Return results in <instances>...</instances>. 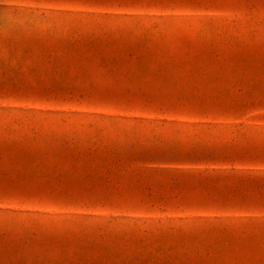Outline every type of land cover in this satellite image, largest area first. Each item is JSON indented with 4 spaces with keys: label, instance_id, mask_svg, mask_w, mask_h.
Returning a JSON list of instances; mask_svg holds the SVG:
<instances>
[{
    "label": "rangeland",
    "instance_id": "obj_1",
    "mask_svg": "<svg viewBox=\"0 0 264 264\" xmlns=\"http://www.w3.org/2000/svg\"><path fill=\"white\" fill-rule=\"evenodd\" d=\"M264 0H0V264H264Z\"/></svg>",
    "mask_w": 264,
    "mask_h": 264
},
{
    "label": "snow or ice",
    "instance_id": "obj_2",
    "mask_svg": "<svg viewBox=\"0 0 264 264\" xmlns=\"http://www.w3.org/2000/svg\"><path fill=\"white\" fill-rule=\"evenodd\" d=\"M262 214H264V213H262Z\"/></svg>",
    "mask_w": 264,
    "mask_h": 264
}]
</instances>
